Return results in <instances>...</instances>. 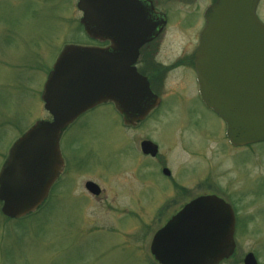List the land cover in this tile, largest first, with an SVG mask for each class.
Listing matches in <instances>:
<instances>
[{
	"label": "rangeland",
	"instance_id": "1",
	"mask_svg": "<svg viewBox=\"0 0 264 264\" xmlns=\"http://www.w3.org/2000/svg\"><path fill=\"white\" fill-rule=\"evenodd\" d=\"M77 2L0 0V170L29 129L51 121L41 94L62 51L100 46L83 31ZM257 16L264 24V0ZM172 43L170 33L160 39L161 61L171 60ZM195 83L192 69L165 77L163 106L137 128H124L106 104L68 129L61 150L68 156L73 145L84 163L59 179L32 217L8 221L0 204V264H157L155 233L203 195L223 198L236 214V256L222 264H243L248 253L264 264V143L232 147ZM143 141L158 145V161L141 162ZM87 180L100 185L99 201L85 190Z\"/></svg>",
	"mask_w": 264,
	"mask_h": 264
},
{
	"label": "water",
	"instance_id": "2",
	"mask_svg": "<svg viewBox=\"0 0 264 264\" xmlns=\"http://www.w3.org/2000/svg\"><path fill=\"white\" fill-rule=\"evenodd\" d=\"M259 0H218L205 14L195 70L204 104L227 125L233 147L264 142V25ZM81 24L107 49L66 47L44 85L42 100L52 121L37 122L13 146L0 171L2 214L21 220L36 213L63 173V132L98 105L113 103L124 125L136 127L160 105L134 66L139 50L160 32L161 23L138 0H79ZM154 13V12H153ZM156 157L158 147L141 144ZM170 176L168 170H164ZM87 190L100 189L88 183ZM235 214L217 196L184 206L153 237L158 264H220L235 252ZM244 264H258L248 254Z\"/></svg>",
	"mask_w": 264,
	"mask_h": 264
},
{
	"label": "flooded vegetation",
	"instance_id": "3",
	"mask_svg": "<svg viewBox=\"0 0 264 264\" xmlns=\"http://www.w3.org/2000/svg\"><path fill=\"white\" fill-rule=\"evenodd\" d=\"M143 5L147 6L151 10L153 9L152 17L159 23L160 32L158 36L149 44L142 47L139 51V57L136 62V68L140 74L145 76L150 82V87L154 94H156L161 99V108L164 104L163 95L161 94V85L169 74L173 73L175 70L192 69L195 73V55L199 47L200 35L206 26L205 12L206 10L215 4L217 0H203V5L200 6L199 0H138ZM82 16V14H81ZM170 33L173 39V46H168L172 52H174L171 60L169 62H163L160 60L161 47L160 39ZM108 45H101V47H107ZM170 52V53H172ZM196 77V76H195ZM197 86V83H195ZM197 91L199 89L197 88ZM194 93V87H193ZM196 93H194V96ZM99 107L87 112L81 116L69 129L75 126L79 121L85 119V116L89 113H96ZM158 108V109H159ZM157 109V110H158ZM155 110L153 113H155ZM149 119V118H148ZM131 129L132 127H125ZM75 134V133H74ZM72 135V134H71ZM78 150V148H77ZM62 152V150H61ZM76 149L71 145V151L68 156H62L64 159V175L68 173L72 168H77L82 165L85 161V156H77ZM141 162L147 164L151 161H158L160 156V149L158 150V155L156 158L144 155L140 149ZM143 160V161H142ZM148 161V162H144ZM168 168H163V170ZM168 182H172L178 196L183 195L185 187L183 185L175 184V181L171 177H166ZM88 182L96 183L94 180H87L84 182V187H86ZM170 182V183H171ZM176 182V181H175ZM177 183V182H176ZM88 193V192H87ZM182 193V194H181ZM88 195L100 200L102 192L99 196H93L88 193Z\"/></svg>",
	"mask_w": 264,
	"mask_h": 264
}]
</instances>
